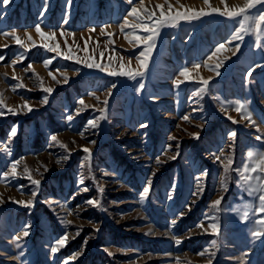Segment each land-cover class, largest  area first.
Returning a JSON list of instances; mask_svg holds the SVG:
<instances>
[{
    "label": "rangeland",
    "instance_id": "1",
    "mask_svg": "<svg viewBox=\"0 0 264 264\" xmlns=\"http://www.w3.org/2000/svg\"><path fill=\"white\" fill-rule=\"evenodd\" d=\"M47 3L43 16L45 0H10L8 5L0 4V32L15 29L21 39L31 45L25 35L27 32L36 44L25 50L11 37L0 35V56L5 57L0 61L2 99L10 108L19 110L25 100L33 107L32 112L25 109L18 115L6 112L0 117V146L7 144L11 151L8 155L0 150V172L5 171L12 160H21L18 172L27 165L33 170V177L41 181L38 189L26 176L7 184L0 181L3 197L0 264H64L65 260L68 264H208V255H197L205 249L216 252L211 258L212 264H264V238L254 241L251 237L252 221L264 213L253 216L256 209H251L249 220H241L237 209L243 212L246 204H258V200L238 186L239 173L235 171L248 163L249 149L264 150L261 141L255 139L257 135L264 139V47L257 48L255 37L248 35L235 55L222 51L208 59L218 45L234 48L239 43L234 41L228 45L226 42L238 27L240 18L213 14L191 22L181 21L177 28L162 29L145 75L138 77L145 88L137 92L136 81L110 76L83 63L92 57L118 69L123 56L126 67H139L135 56L143 50V45L134 47L125 39L132 28L120 31L131 8L126 0H72L70 7L67 0H47ZM167 3L173 6V12L186 8L210 11L204 0H167ZM226 3L232 8L243 6L246 0H226ZM144 4L149 9L164 4L167 11L165 0H144ZM210 4L221 9L225 6L222 0H210ZM159 11L157 8V15ZM129 19L131 22L132 18ZM36 24H40L45 33L55 31V38H42L35 31ZM93 28L95 31H89ZM101 29H104L103 35ZM61 30L64 35L60 34ZM137 34L147 33L137 30ZM57 42L60 50L73 59H64L42 47L43 44L55 46ZM101 52L103 58L99 55ZM21 54L24 59L13 66L12 61ZM129 57H132L130 65ZM45 59L52 60L47 68L43 63ZM77 59L81 63H77ZM219 61L223 64L217 76L215 65ZM29 64L43 78L44 87L54 89L46 105L41 104V99L47 93L43 92L36 75L24 71ZM194 64L201 67L193 69ZM256 64L262 67L255 68ZM186 67L192 70L191 78L177 89L173 81ZM253 68L252 76L247 77V72ZM56 69L67 74V83ZM49 71L60 83L52 80ZM209 77L208 93L203 98L193 95L203 86L201 78ZM21 81L24 87L13 91ZM113 83L116 87L107 96ZM91 92L100 100L89 95ZM81 98L95 108H86L77 115L75 110L82 107L77 101ZM105 98L108 99L107 119L99 122L98 129L87 127L89 120L100 115L95 109L103 107ZM236 101L247 102L256 126H248L249 122L233 110ZM222 107L239 123L227 119ZM68 115L74 117L71 122L66 119ZM185 115L190 116V122L182 119ZM141 124L147 127L141 128ZM13 126H17V135L10 137ZM231 131L237 133L234 139L228 136ZM81 132H84L83 137ZM195 132H199V139L190 135ZM51 135H56L68 148L51 141ZM171 136L177 140H171ZM91 140L96 143L91 144ZM177 143L180 154L174 160L169 159L175 155ZM168 145H172L170 150H167ZM84 147L91 151L89 161L84 160L87 155L81 150ZM221 149L225 157L230 155L234 161L227 174V190L221 186L225 176L223 165L215 160ZM69 152V159H61ZM157 158L162 161L159 165ZM204 172L207 175L197 182L195 177ZM82 177L84 184L79 183ZM149 177L152 185L148 196L141 201ZM198 183L202 191L194 196ZM21 185L23 188L18 191ZM84 187L89 191H81ZM33 190L37 191L34 207L25 208L9 200V197L33 199ZM221 196L223 200L217 212L211 205ZM90 199L98 200L99 206L89 205ZM188 205H192L190 211ZM181 211L186 214L171 226V220ZM206 216L218 218V236L196 227L201 221L205 227L212 223ZM63 219L72 223L66 225L61 222ZM29 223L30 235L17 248L13 237ZM97 228L99 231H95ZM150 230L153 234H146ZM77 231L80 235L73 239ZM66 232L69 234L67 245L53 255L51 247ZM174 237L181 240L179 245ZM214 239L217 248L211 245ZM21 251L24 255L19 260L14 259ZM77 251H82V255L69 260Z\"/></svg>",
    "mask_w": 264,
    "mask_h": 264
},
{
    "label": "snow or ice",
    "instance_id": "2",
    "mask_svg": "<svg viewBox=\"0 0 264 264\" xmlns=\"http://www.w3.org/2000/svg\"><path fill=\"white\" fill-rule=\"evenodd\" d=\"M72 0H67L68 6H71ZM127 4L131 5L130 11H128L127 16L124 19V24L120 25V31L123 32L125 28H132L133 31L130 33H127L125 35V39L128 40L130 44H133L134 47H139L143 45V50L139 52L138 55L135 56V59L139 63V67L132 68V67H126V65L123 63L124 57H120V63L119 68L115 69L112 68L111 65H103L101 62H97L92 57H89L88 60L84 61L86 67L92 69H98L101 72H106L108 75L116 77V76H122L127 77L128 79L132 81L137 82L136 91L141 92L145 85L142 82V80H138V77L143 78L145 75V72L148 68L149 61L151 60L153 51L155 50L157 46V42L161 36V31L164 28H177L180 25L181 21H187L191 22L193 20H199L202 17L210 16L213 14L220 15L222 17L228 18V19H238V27L235 28L233 31L230 39L226 42L228 45H231L234 41H239V43H236L234 48H228L226 47V44H220L216 47L215 51L212 53L211 56L208 57L209 60H211L214 56L217 55V53H220L222 51H230L232 52V55H235L240 51L241 45L244 43L245 36L252 35L255 37V46L257 48L264 47V43H261L262 40H264V10H261L264 8V0H246V3L243 6H236L230 8L226 0H222V3H224V8H216L212 7L210 4V0H204L205 4L208 5L210 8V11H205L203 8L199 10H194L190 8H186L184 11L176 10L173 12V6L170 3H167V0H165V3L167 4V11H165V5L164 4H158L155 6V8L149 9L145 7L144 0H138V3H134V0H126ZM10 3V0H0V4L2 5H8ZM260 6V7H258ZM183 7V6H182ZM159 9V14L157 15L156 9ZM48 9V3L47 0H45V4L43 6V9L41 11V16L47 11ZM256 9V12H250V10ZM132 18L131 22L130 19ZM64 23H67V20L65 19ZM108 26L105 25L104 28L106 29ZM137 30H142L143 32L147 33L146 35H139L137 34ZM35 31L43 38L47 36L48 39H54L55 38V31H50L49 33H45L42 29L40 24L35 25ZM89 31H95V29H90ZM61 35H64V31L61 30ZM101 34H104V29H101ZM0 35H3L4 37H11L16 45H19L21 48H24L25 50H30V47H36L35 41L32 40V37L29 33H25L27 36V40L31 41V45L25 43L23 39L17 34L16 30L13 29L12 31H5L0 32ZM71 35H75V33H71ZM67 43V41H65ZM3 47H8V45H4ZM42 47L46 49L48 52L56 53L57 56H63L64 59L71 60L73 59L72 55H68L60 50V44L57 42L55 46H51L49 44H43ZM68 52H71V48L68 49ZM100 57L103 58L104 53L101 52ZM230 58V57H227ZM5 57L0 56V61H3ZM24 59L23 54L17 57L16 60L12 61V65L14 66L18 62L22 61ZM112 57H109V60H111ZM132 57L128 58V64H131ZM77 63H81L79 59L76 61ZM44 66L47 68L51 63V59H45L43 61ZM223 64V61H219L215 65L216 69V75L219 76L220 72L218 71L219 67ZM201 67L200 64H194L193 69H199ZM262 67L261 64H256L255 68ZM255 68L248 71L246 76L251 77L252 72L255 71ZM25 72L32 71L34 75H36L37 80L40 83V86L44 93H47L44 95L41 99V104H47L49 100V95L54 91L51 87H44L43 78L39 77L37 73H35L34 69L32 68V65L29 64L25 69ZM191 69L184 68L179 72V75L176 77V79L173 81L174 87L179 89L180 86L185 83V81H188L191 78ZM56 72H59L60 75L63 77V82L67 83L69 80V77L66 73L60 72L59 69H56ZM49 76L52 78L53 81H56L57 83H60V81L57 79V76L52 72L49 71ZM5 76L7 73L4 74ZM13 79L19 80L18 77L13 76ZM183 78V79H181ZM211 81V77L208 79L201 78L200 83L203 85L200 87L196 92H194L193 95L199 96L203 98L205 94L208 93L209 84ZM24 87L22 81L17 83L13 87V91H16L17 88ZM116 84H112L107 92V96L111 95V89L115 88ZM89 95L93 96L96 100H100V97L96 95L95 92L89 93ZM155 99V97H153ZM214 99H219V97H214ZM79 105L82 107L77 108L76 114L79 115L84 109L92 107L95 108L94 105L89 106L85 104V101L83 98L79 99L77 101ZM103 107L102 108H96L95 110L100 113V115L94 119H91L87 122V127H90L92 129H98L100 127V121L107 119V107H108V99L105 98L102 101ZM27 110V112H32L33 107L29 104L28 101H24L23 105L19 107V110L17 108H10L7 104H5L4 100L2 99V93H0V117L4 116L7 113H11L13 115H18L20 111ZM6 110V111H5ZM227 116V119L231 120L232 123H239V121L235 120L231 115L227 114V108L222 107L221 109ZM233 110L236 113H239L241 115V119L248 121V126H256L257 121L253 118V112L249 110V106L247 102H240L236 101L235 105L233 107ZM195 111V109H194ZM73 115H68L66 117L67 121L71 122L73 120ZM184 121L190 122V116L185 115L182 117ZM141 128L147 127L146 124H141ZM197 127H202L201 125H197ZM87 130V129H86ZM257 131H260L259 127H257ZM17 135V126H13L10 130L9 136L15 137ZM80 135L83 137L84 132H81ZM194 138L199 139V132L191 133ZM228 136L232 139H234L237 136V133L235 131H231L228 133ZM171 140H177V137L171 136ZM257 141H261L262 146H264V139L260 135H257L255 137ZM51 141L60 143V146L62 148L67 149L68 146L66 144H63L58 141V138L56 135H51L50 137ZM91 144H95V140L90 141ZM179 143L176 144L177 151L175 155L169 157V159H176L179 156ZM172 145L167 146V150H170ZM231 148V145H229ZM0 150L4 151L8 155H11V151L8 148L7 144H4L0 146ZM84 153H87V155L84 157L85 161H89L91 159V151L89 148L84 147L81 149ZM167 150L165 151V155L167 154ZM69 155L62 157L61 159L67 160L70 157ZM224 157V159H222ZM246 159L248 163L244 164L242 169H235L239 173V180L238 186L242 188L243 190L247 191L249 196L254 197L256 200H258V204L254 203H248L244 207L246 210L243 212H240L239 209H237L238 214L240 215L241 220L248 221L250 217L249 210L256 209L255 212L252 213L253 216H257L259 213H264V150H258V149H249L246 153ZM215 160L218 161L220 164L223 165V170L225 173L224 178L221 180V186L224 190H227V180L228 176L227 174L231 170V166L233 164V159L229 155L225 157L224 151L221 149L219 152V155L215 156ZM226 161V162H225ZM162 161L157 158L156 163L159 165ZM57 163H60V160H57ZM21 164V160H12L11 163L8 165L7 169L3 172H0V181L7 183H10L12 180L17 179L20 176H26L28 180L31 181L33 185H35L38 189L41 181L39 179H35L32 175L33 170L29 169L27 165L24 166L22 172H18V166ZM47 170V169H46ZM36 172H39V169L35 170ZM106 175L108 173H105ZM152 175H155V172L152 173ZM207 173H201V175H198L195 177L197 182L201 181L202 176H206ZM80 184H84L83 177L79 181ZM152 185V179L149 177L146 181L145 187L143 188V191L141 193V201L144 200L148 196V193L150 191ZM23 188V185L18 187V191H21ZM175 189V185H173V191ZM81 191L87 192L89 189L87 187H84L81 189ZM100 191L102 192L103 189L101 188ZM202 191V188L200 187V184H197V191L193 192V195H198ZM37 195V191L33 190L31 193V196L33 199H29L27 201L25 200H15L12 197H9V200H11L13 203L19 204L25 208H31L34 207V198ZM169 199H172V196L169 195ZM223 200V196H221L219 199H216L212 201L211 208L215 211H219V206L221 205V202ZM3 202V197L0 196V203ZM89 205L93 206H99V201L95 199H90L87 201ZM194 203V202H193ZM192 205H188L187 208L190 211ZM71 214V212H69ZM186 213L181 211L177 213V218L171 220V226H175L177 223V219L181 218ZM206 219L212 220V223L208 224L207 227H205L204 221H201L196 225L197 228L201 229L204 233H208L209 230L211 234L218 236L220 234V224L218 221V218L215 216H206ZM64 224H71L72 221L63 219L61 221ZM253 227L251 229V237L254 241H260L262 238H264V216L254 219L252 221ZM31 225L26 224L22 227L19 234L15 235L13 237L14 242L16 243V247L20 248L21 241L28 237L30 235V229ZM95 231H99V229H95ZM146 234H153L151 230L149 233ZM80 235V231H77L75 235L72 237L75 239V237ZM175 242L177 245L181 243V240L179 238H175ZM69 240V234L66 232L64 235L60 236L56 239L55 245L51 247V253L55 255L60 251L61 248L65 247L67 245V242ZM85 245L87 244V240H85ZM211 245L213 248H217V242L216 240L211 241ZM218 250V249H217ZM105 251H108L105 249ZM109 255H114V253L109 252ZM24 253L21 251L19 255L13 257L16 260H19L21 256H23ZM82 255V251L74 252L68 259L69 260H75L77 257ZM199 256H205L208 255L210 259L208 260V264H212V257H215L216 252L212 251L211 249H205L204 251H201L197 253ZM239 259V258H238ZM64 264H68V260L64 261Z\"/></svg>",
    "mask_w": 264,
    "mask_h": 264
},
{
    "label": "bare ground",
    "instance_id": "3",
    "mask_svg": "<svg viewBox=\"0 0 264 264\" xmlns=\"http://www.w3.org/2000/svg\"><path fill=\"white\" fill-rule=\"evenodd\" d=\"M157 3V2H156ZM198 3V2H197ZM145 4H146V2H145ZM221 4V3H220ZM146 6V5H145ZM199 6V5H198ZM200 7V6H199ZM88 32V31H87ZM126 43H128V42H126ZM125 45V44H124Z\"/></svg>",
    "mask_w": 264,
    "mask_h": 264
}]
</instances>
